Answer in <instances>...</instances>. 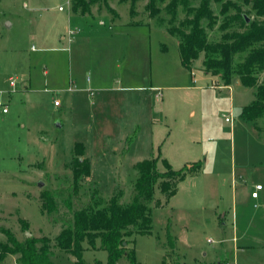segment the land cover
Here are the masks:
<instances>
[{"label":"rangeland","instance_id":"rangeland-1","mask_svg":"<svg viewBox=\"0 0 264 264\" xmlns=\"http://www.w3.org/2000/svg\"><path fill=\"white\" fill-rule=\"evenodd\" d=\"M189 1L199 6V0ZM171 2L158 0L160 13L152 17L149 0L136 2L132 14L131 0H109V7L100 0L86 15L74 12L69 0H0V69L21 81L17 92L0 96L9 110L4 115L0 107V241L6 240L2 228L19 241L26 231L31 238L47 236L54 264H76L55 245L72 224L69 199L76 209L96 199L103 206L123 190L121 201L129 203L135 165L160 152L176 169L198 160L205 167L168 201L156 190L152 232L135 233L126 245L135 248L137 262L264 264V189L251 200L256 185L264 188V117L257 121L259 132L239 116L255 90L237 77L231 90L224 87L219 76L205 73L203 54L192 71L182 66L179 39L168 28L183 27L192 14L181 4L172 12ZM211 7L216 22L202 26L212 43L246 29L233 21L239 12L247 24L264 22L242 0L212 1ZM75 28L81 32L70 35ZM247 53L235 55L234 65ZM258 77L264 83V71ZM23 78L31 80V90L23 89ZM77 142L87 148L91 176L71 198L68 165ZM45 190L54 192L57 204L49 216L42 212ZM226 211L228 220L222 218ZM83 246L84 264L108 263L99 244ZM16 259L8 256L6 264H18ZM117 264L132 263L122 256Z\"/></svg>","mask_w":264,"mask_h":264},{"label":"trees","instance_id":"trees-1","mask_svg":"<svg viewBox=\"0 0 264 264\" xmlns=\"http://www.w3.org/2000/svg\"><path fill=\"white\" fill-rule=\"evenodd\" d=\"M100 0H71L72 10L81 15L91 14L92 7ZM109 7L108 1L103 0ZM131 14L134 5L141 0H131ZM158 0H149L147 9L152 17L160 13L157 7ZM212 1L217 3L223 0H199V6H190L189 0H172L169 8L172 12L181 4L192 17L182 21L183 27L168 28V32L179 39V53L182 66L192 71L194 62L204 55L203 69L205 73L219 76L224 85L230 86L237 77L240 84L255 90V99L244 106L240 113L243 121L251 122L257 131H262L257 121L264 117V83H259V74L264 71V22L252 21L247 24L245 17L239 12L233 18L243 21L246 29L242 32L226 34L222 42L212 43L208 39L206 29L202 26L204 20L209 25L216 22V16L211 7ZM250 5L259 17H264V0H242ZM230 4V3H229ZM228 5L223 4L221 12H227ZM225 23L223 27H228ZM185 27V28H184ZM247 53L243 62L234 65L235 55ZM134 138V137H133ZM129 142L132 138L127 139ZM72 178L68 183V191L72 198L78 195L82 180L91 176V164L86 158V147L82 142H77L73 149V158L68 165ZM137 179L131 201L122 203L123 190L113 195L105 205H100V200L94 204L76 209L72 202L68 206L72 212V224L63 228L57 235L56 247L72 254L78 260L76 264H84L82 256L84 243L92 249L107 251L108 263L117 264L122 256H127L132 264H140L136 260L135 248L127 246L133 244L132 236L135 233L150 234L152 232L151 203L155 200L156 190L165 199L170 200L179 189V184L187 177L196 174L202 169V161L193 162L176 169L170 162L162 158L161 153L152 155L151 158L138 162L135 165ZM72 194V195H71ZM42 212L52 215L57 204L54 192L45 190L42 193ZM161 201L156 206H162ZM23 228L27 223L22 222ZM135 229V230H134ZM6 236L5 241H0V264H6L8 256H17L18 264H54L52 240L47 237L27 238L19 241L9 229H1ZM170 245L174 246L175 238L169 235ZM126 243V245L124 244ZM100 264V263H98Z\"/></svg>","mask_w":264,"mask_h":264},{"label":"crops","instance_id":"crops-1","mask_svg":"<svg viewBox=\"0 0 264 264\" xmlns=\"http://www.w3.org/2000/svg\"><path fill=\"white\" fill-rule=\"evenodd\" d=\"M25 5V4H24ZM64 11V10H63ZM70 19H71V17H70ZM102 22V21H101ZM78 29H80V28H78ZM80 32H81V29H80ZM79 32V33H80ZM101 35H106V34H101ZM0 96H2V95H5V94H14V92L16 91H18L19 89H18V85H19V83H21V81L19 82V80H18V78L17 77H13V75H9V76H7V75H4V74H2V71H1V69H0ZM11 79H13V80H15V81H17V82H15V86L13 87V86H11V84H10V81H11ZM29 80L30 79H25V78H23V84H24V88L23 89H28V91L29 90H31L32 89V83H31V80H30V83H29ZM8 84V87H5V84ZM220 87V86H219ZM224 87H227V88H230V90H231V85L230 86H226V85H224ZM152 88H157V89H161V87H152ZM84 89H86V88H84ZM91 93H92V91H91ZM160 93H161V90H160ZM160 93L158 92V94L160 95ZM0 104H2V105H5V106H7V104L5 103V102H2V103H0ZM60 106V105H59ZM8 107V106H7ZM2 108V107H1ZM0 108V109H1ZM243 108V107H242ZM242 110V109H241ZM241 110H240V113H241ZM1 111H2V109H1ZM2 114H4V115H8L9 114V110L7 111V113H4L3 111H2ZM239 116H240V114H239ZM86 147V146H85ZM216 148H215V152H217L218 150H219V146H215ZM86 153H87V148H86ZM152 155H154V154H152ZM162 155V154H161ZM149 159V158H148ZM145 160V159H144ZM143 161V160H142ZM198 161H201V160H198ZM198 161H195V162H198ZM208 160H205V162H207ZM140 162V161H139ZM220 162H221V164H223V165H225V164H227V162H226V160H224L222 157H221V159H220ZM193 163V162H192ZM171 164V163H170ZM172 165V164H171ZM173 166V165H172ZM205 166H204V164H203V162H202V168H204ZM214 176L215 177H219V176H217V174L215 173L214 174ZM221 178V177H220ZM182 184V183H181ZM179 189H180V187H179ZM179 189H178V192H179ZM264 188L262 187V189L261 190H263ZM178 192H177V194H178ZM176 194V195H177ZM176 195L174 196V197H176ZM173 198V197H172ZM260 198V195L258 196V198H253L252 197V199L251 200H257V199H259ZM222 218L223 219H226V220H228L229 219V212L228 211H226V212H224L223 213V215H222ZM237 218V217H236ZM234 219H235V216H234ZM219 264H221V263H219Z\"/></svg>","mask_w":264,"mask_h":264},{"label":"built area","instance_id":"built-area-1","mask_svg":"<svg viewBox=\"0 0 264 264\" xmlns=\"http://www.w3.org/2000/svg\"><path fill=\"white\" fill-rule=\"evenodd\" d=\"M69 3H71V0H69ZM59 10L60 11H63L64 10V8L63 7H59ZM80 32V29H70L69 30V34L70 35H75V34H77V33H79ZM10 84H11V86H15V80H13V79H11V81H10ZM214 87H217L218 85H213ZM55 105H57V106H59L60 104H59V102H55ZM0 107H2V111L4 112V113H7V111H8V107L7 106H5V105H2V104H0ZM227 121H228V119H227ZM262 189V185L261 184H258V185H256V187H255V190L252 192V197L253 198H258V196H259V191Z\"/></svg>","mask_w":264,"mask_h":264},{"label":"water","instance_id":"water-1","mask_svg":"<svg viewBox=\"0 0 264 264\" xmlns=\"http://www.w3.org/2000/svg\"><path fill=\"white\" fill-rule=\"evenodd\" d=\"M25 236H26L27 238H30V237H31V233H30L29 231H26ZM124 244L126 245V243H124Z\"/></svg>","mask_w":264,"mask_h":264}]
</instances>
